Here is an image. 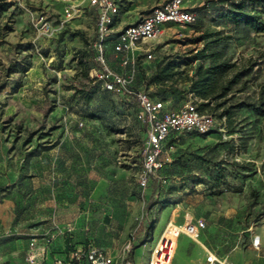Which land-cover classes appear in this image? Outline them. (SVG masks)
I'll use <instances>...</instances> for the list:
<instances>
[{
  "label": "rangeland",
  "instance_id": "374dc122",
  "mask_svg": "<svg viewBox=\"0 0 264 264\" xmlns=\"http://www.w3.org/2000/svg\"><path fill=\"white\" fill-rule=\"evenodd\" d=\"M116 1L121 21H131L167 0ZM185 4L197 21L145 43L154 58L138 61V85L156 91L146 77L175 59L183 92L160 94L176 106L195 99L190 79L202 60L193 57L207 43L251 70L212 102L213 134L165 144L153 192V180L146 189L138 180L146 132L136 110L92 74L93 6L63 24L61 0H0V264H28L33 238L57 255L92 242L121 256L133 241L139 264H148L179 214L183 228L199 225L201 239L183 233L172 264H196L203 247L229 254L227 264H246L245 253L264 263V115L242 106L264 97V34L224 18L230 0Z\"/></svg>",
  "mask_w": 264,
  "mask_h": 264
},
{
  "label": "built area",
  "instance_id": "2783aa9c",
  "mask_svg": "<svg viewBox=\"0 0 264 264\" xmlns=\"http://www.w3.org/2000/svg\"><path fill=\"white\" fill-rule=\"evenodd\" d=\"M61 1L63 24L81 17L90 6L96 9L97 28L93 42L92 74L106 90L137 102L136 116L146 126L138 180L143 189H146L150 186L152 177L157 175L167 162L164 149L172 136L178 138L181 134L190 132L210 133L216 127V116L208 111H201L195 99L171 107L164 100L152 95L148 88L137 87L138 61L142 57L154 58L153 50L145 47V43L159 39L172 24L195 23L198 19L197 13L186 6V0H167L138 21L116 31L115 22L120 13L116 0ZM114 33H117L115 38ZM117 62L118 66L115 65ZM183 233L195 240L200 237V229L192 221L185 223V229L172 220L168 221L150 252L148 264H171L176 240ZM253 244L257 249L260 248V235L255 236ZM48 246L49 242H38L37 238H33L27 254L28 264H137L133 251L138 246L134 247L133 241L127 244L121 256H115L92 242L80 244L64 255L53 254ZM244 258L251 259V254L245 253ZM226 262L228 257L210 251L200 264Z\"/></svg>",
  "mask_w": 264,
  "mask_h": 264
},
{
  "label": "trees",
  "instance_id": "16d2710c",
  "mask_svg": "<svg viewBox=\"0 0 264 264\" xmlns=\"http://www.w3.org/2000/svg\"><path fill=\"white\" fill-rule=\"evenodd\" d=\"M8 7L9 4L5 5V7H2V9L7 10ZM94 10L97 15L95 8ZM222 16L230 20L236 26H245L256 33L264 32V0H230L229 7L223 13ZM119 19L120 16H118L115 22V26L119 22ZM215 33H219V31H216ZM79 34H80L79 32H74V35H79ZM116 35L117 33H114L113 38H115ZM210 35L205 34L201 38L206 39ZM95 39H96V35L94 37L93 42L95 41ZM93 42L91 44V58L94 65ZM207 44H205V46L202 49H200L193 57L195 60H202V62L199 64L193 77L190 79L189 92L192 95H194L195 101L197 102L198 107L201 111L210 112L209 109L211 108L212 102L225 97L232 89V87L239 82L240 78L250 72L251 68L248 67L243 69H236L237 67L236 62H233L229 58H227L224 52H222L221 50L209 51V46ZM207 59H209V63L205 64V60ZM179 66H180L179 63L175 59L165 61L164 63H159L153 74L152 75L148 74V77H146L148 85L154 84L158 86V89L156 91H151L149 89V86L145 88H148L151 91L152 95L164 100L171 107L172 106L174 107L176 105L173 103H169V101H167L166 98L161 96L160 91L165 90V88H169V90L175 95L181 94L183 92L175 85V83L177 82L176 76L183 72L180 71ZM27 70L28 68L24 69V71ZM140 76L141 75L139 68L138 79H140L139 78ZM138 79H137V87L142 88L138 85ZM119 97L124 99L129 105L134 107V109L137 111V102L135 100H130L124 96H119ZM242 106L253 109L257 114L264 115V97L261 98L259 102H246ZM142 125L144 126L146 132V126L143 123ZM214 132L215 129L210 133L213 134ZM190 133H197V132H190ZM198 134L205 135L209 133H198ZM169 140L175 142L179 140V137L176 138L175 136H172ZM143 144H142V149H143ZM50 148L51 147H46L45 149H50ZM165 166L166 163L164 167ZM164 167L162 169H164ZM161 170L158 172L157 175L152 177L153 192L158 189L159 184H162V178L160 175ZM82 244H87V243H82ZM134 247H136V245ZM71 249L64 251L58 255H64L68 253ZM130 254H132V251L130 252Z\"/></svg>",
  "mask_w": 264,
  "mask_h": 264
},
{
  "label": "crops",
  "instance_id": "0c3cea01",
  "mask_svg": "<svg viewBox=\"0 0 264 264\" xmlns=\"http://www.w3.org/2000/svg\"><path fill=\"white\" fill-rule=\"evenodd\" d=\"M125 16V15H124ZM122 18V17H121ZM121 18H120V20H119V22L116 24V26H115V30L116 31H119V30H121L124 26H126V25H128V24H131V23H134V22H136V21H138V20H131V21H128V20H126L125 19V17L122 19V21H121ZM258 34H264V32H262V33H258ZM180 214L177 216V218L174 220V222H176L177 224H181V222H180ZM170 220H172L173 221V217L170 219ZM169 220V221H170ZM179 221V222H178ZM198 227H199V225L198 224H196ZM181 226V225H180ZM199 229H200V227H199ZM190 238H192L190 235H188ZM200 239H201V236L199 237ZM192 240H195L194 238H192ZM196 241V240H195ZM197 242V241H196ZM177 244H179V238L176 240V249H175V254H176V251H177ZM206 245V244H205ZM207 246V245H206ZM203 249L204 250H206L207 252H206V256H207V254L211 251V252H215V251H212V250H210L208 247L207 248H204L203 247ZM107 250V249H106ZM108 251V250H107ZM109 253H111V254H113V255H115V256H118L117 255V253H115L114 251H108ZM216 253V252H215ZM175 254H174V256H175ZM218 254V253H217ZM133 255H134V258H135V260H136V262H137V264H139L140 263V260H138L137 258H136V251L134 250L133 251ZM219 255V254H218ZM255 254L253 253L252 254V256H254ZM206 256H204V253L200 256V258L197 260V262H196V264H200L201 262H203L205 259H206ZM219 256H222V257H228V262H229V258H230V255L229 254H227V255H225V256H223V255H219ZM253 257H251V259H252ZM251 259H249V260H246L245 262H246V264L247 263H249L250 264V262H251ZM172 260H174V257H173V259ZM172 263H173V261H172ZM171 263V264H172ZM261 264H264V263H261Z\"/></svg>",
  "mask_w": 264,
  "mask_h": 264
},
{
  "label": "bare ground",
  "instance_id": "6f19581e",
  "mask_svg": "<svg viewBox=\"0 0 264 264\" xmlns=\"http://www.w3.org/2000/svg\"><path fill=\"white\" fill-rule=\"evenodd\" d=\"M182 228H183V226H181ZM183 229H185V228H183ZM226 264H227V262H226Z\"/></svg>",
  "mask_w": 264,
  "mask_h": 264
},
{
  "label": "water",
  "instance_id": "95a60500",
  "mask_svg": "<svg viewBox=\"0 0 264 264\" xmlns=\"http://www.w3.org/2000/svg\"><path fill=\"white\" fill-rule=\"evenodd\" d=\"M144 243V242H143ZM141 245H142V243H141ZM138 246H140V245H138Z\"/></svg>",
  "mask_w": 264,
  "mask_h": 264
}]
</instances>
